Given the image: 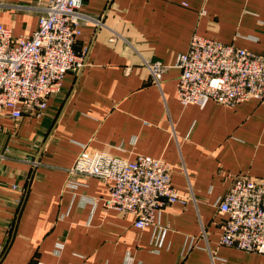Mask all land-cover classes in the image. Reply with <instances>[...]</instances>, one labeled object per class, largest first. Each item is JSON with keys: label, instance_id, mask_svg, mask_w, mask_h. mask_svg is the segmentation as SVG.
I'll return each mask as SVG.
<instances>
[{"label": "crops", "instance_id": "1", "mask_svg": "<svg viewBox=\"0 0 264 264\" xmlns=\"http://www.w3.org/2000/svg\"><path fill=\"white\" fill-rule=\"evenodd\" d=\"M0 3L14 36L36 29L37 12L17 8L34 0ZM82 11L103 24L81 25L74 50L89 44L83 68L65 75L42 117H0V149L30 159L0 160V264H264V255L219 245L225 217L216 208L236 176L264 178V100L183 107L173 67L192 35L264 55V0H83ZM142 60L169 66L159 85ZM83 147L161 159L173 190L194 202L137 229L133 216L103 209L102 181L65 187ZM12 184L24 189L19 203Z\"/></svg>", "mask_w": 264, "mask_h": 264}, {"label": "built area", "instance_id": "2", "mask_svg": "<svg viewBox=\"0 0 264 264\" xmlns=\"http://www.w3.org/2000/svg\"><path fill=\"white\" fill-rule=\"evenodd\" d=\"M82 5L83 0H34V6H18L37 12L36 29L30 35L14 36L0 23V117L16 123L25 115L42 117L49 98L59 93L65 75L83 68L89 44L80 52L74 50L81 25L103 24L100 18L84 13ZM4 7L0 3V11ZM142 65L154 85H159L169 68L151 60H142ZM173 67L179 70L176 100L183 107L201 108L211 101L231 108L247 100H264L262 54L192 35ZM5 159L30 160L15 157L8 147L0 149V160ZM171 174L172 166L161 159L139 155L128 161L83 147L67 169L65 187L75 189L88 178L102 181L107 185L103 209L131 215L134 227L144 229L154 224L161 209L194 202L192 194L182 196L173 190ZM10 190L20 197L16 200L19 203L24 189L12 184ZM216 208L225 217L220 246L264 255V178L236 176ZM164 230L158 227L159 234ZM4 249L0 245V261ZM124 264H131V258L126 257Z\"/></svg>", "mask_w": 264, "mask_h": 264}, {"label": "rangeland", "instance_id": "3", "mask_svg": "<svg viewBox=\"0 0 264 264\" xmlns=\"http://www.w3.org/2000/svg\"><path fill=\"white\" fill-rule=\"evenodd\" d=\"M34 6V5H33ZM29 7V6H28Z\"/></svg>", "mask_w": 264, "mask_h": 264}]
</instances>
